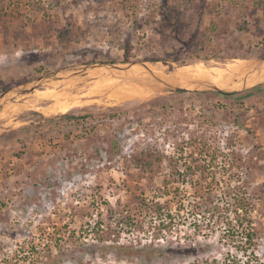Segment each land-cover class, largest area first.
Listing matches in <instances>:
<instances>
[{
  "label": "rangeland",
  "instance_id": "1",
  "mask_svg": "<svg viewBox=\"0 0 264 264\" xmlns=\"http://www.w3.org/2000/svg\"><path fill=\"white\" fill-rule=\"evenodd\" d=\"M262 56L264 0H0V96L92 62H145L161 77L197 79L187 66L236 59L255 64ZM116 85L148 87V95L123 97ZM248 85L255 86L228 95L175 92L137 64L50 79L0 98V264L246 260L221 239L219 227L201 221L198 230L192 219L163 222L140 204L143 197L155 198L175 211L180 193L159 194L172 167L205 160H215L213 171L225 188L252 196V261L264 264V75ZM50 90L58 92L55 99L43 93ZM250 90L255 93L241 97ZM63 98L75 102L65 112L59 111ZM67 112L93 114L88 121L96 129L89 125L88 136H81L84 129L59 118ZM110 115L117 125L96 123ZM114 132L121 150L110 160L103 147ZM186 177L174 185L188 196L198 194L205 183L201 173ZM191 245L195 250L186 252Z\"/></svg>",
  "mask_w": 264,
  "mask_h": 264
},
{
  "label": "trees",
  "instance_id": "2",
  "mask_svg": "<svg viewBox=\"0 0 264 264\" xmlns=\"http://www.w3.org/2000/svg\"><path fill=\"white\" fill-rule=\"evenodd\" d=\"M129 50L126 52V58L129 59ZM255 89H258L257 87ZM237 92L229 93L225 91H220L219 94H235ZM255 93L254 90H250L244 93L241 97H248ZM115 110V109H111ZM93 114H76L73 112H67L59 115V118H64L70 121L71 125H77L81 127L83 133L81 136H88L89 129H96V124L89 122L88 119ZM112 116V117H111ZM106 120L111 122L112 126L117 125L118 121L113 115L109 117H104L101 119H96L97 121ZM90 125V126H89ZM106 145L103 147V150L106 152L110 160L115 158V155L120 154L121 142L116 133H111L107 136ZM215 161V160H214ZM214 161L208 162L204 161L202 164L191 165L185 163L182 166H185L184 169L181 167H172V170L165 179L164 187L160 190V196L163 194H177L179 196V203L175 208V211L168 210L164 207L161 201L154 199H148L143 197L140 202L141 206L146 209L152 210L156 217L161 221L175 222L177 219L181 221H186V219H192L190 224H194L196 229H200L202 223L206 228L219 227L222 229L221 239L230 241L234 244L236 251H239L242 256H245L246 260H243L239 256H230L228 260H225L223 264H254L252 257L255 256V246L257 239V231L255 227V217L254 212L257 210L256 205L253 202L252 196L248 195L247 191L234 190L233 186L228 185L225 188V180L218 179L216 173L213 169ZM140 163L151 167L153 162L150 160H139ZM198 170L201 173V179L205 180V183L202 184L199 189L196 188V193L194 195H186L187 193H181L183 191L181 186L174 185L175 182H186L188 177L194 176ZM190 184L196 186V179L190 178ZM174 186V187H171ZM173 188V190H171ZM177 192V193H176ZM186 198V199H185ZM187 200V202L185 201ZM169 201V200H168ZM128 248L120 247L119 252H125L127 254H133L134 251H127ZM179 250V249H177ZM186 252H191L195 250L193 245L189 249H184ZM193 252V251H192ZM259 262V261H256Z\"/></svg>",
  "mask_w": 264,
  "mask_h": 264
},
{
  "label": "bare ground",
  "instance_id": "3",
  "mask_svg": "<svg viewBox=\"0 0 264 264\" xmlns=\"http://www.w3.org/2000/svg\"><path fill=\"white\" fill-rule=\"evenodd\" d=\"M245 63H246V60H241V59H236V60L230 61L226 64L220 65V66L212 65V64L208 65L205 62H199L196 65L187 66L186 68L194 71V72H192V75L194 76V78L210 80L215 85H217L218 87H220L222 89H224V88L231 89V88L238 87L243 82H249L250 80L254 79L255 77L264 75V64L260 68H254L250 62H247L246 64ZM149 66L156 73L162 74L161 72L155 70V68L153 66H151V65H149ZM188 72H190V71H188ZM189 76H191V75H189ZM176 77L175 78L169 77V80H171L175 83H179V85H182V86H186V87L190 86L189 78H186L187 76L185 78L184 77H177L176 78ZM111 83H112V80L108 81V82L105 81V82L99 84L98 86H93V87L89 88V90H91V91L95 90L97 92V91L101 90V88H103V86H110ZM116 83L117 82L115 81V84ZM115 87L119 88V90L124 95L123 97H131V96L143 97V96L148 95V92L146 89H149L148 87H144V86L129 88L125 85H123V86L116 85ZM43 93H46V95L51 96V98H54V97L56 98L58 96V92H55V90L43 91ZM74 96H76V95H74ZM114 97L115 98H118V97L121 98V96H116L115 94H114ZM68 99L69 98H67V101H64V98H63V101L65 103H61L59 105L61 107L60 108L61 110H59V111L65 112L68 108H71L73 105H75V102H71ZM72 103H74V104H72ZM76 104H77V102H76Z\"/></svg>",
  "mask_w": 264,
  "mask_h": 264
},
{
  "label": "water",
  "instance_id": "4",
  "mask_svg": "<svg viewBox=\"0 0 264 264\" xmlns=\"http://www.w3.org/2000/svg\"><path fill=\"white\" fill-rule=\"evenodd\" d=\"M141 64L144 67H146L149 71V73L152 75L153 79L159 83L161 86L166 88L167 90L170 91H175V92H203V91H225L229 93L233 92H241L250 88H253L255 85H248V82H243L242 85H239L238 88H231V89H222L215 85L212 81L210 80H205V79H189L190 86H182L179 85V83H175L169 78L161 77L154 70H152L147 63L145 62H127V63H113V62H92L88 63L86 65L76 67V68H70V69H63L58 72H54L48 75L41 76L39 78H36L34 80H31L27 82L26 84L19 85L17 87L10 88L6 92L2 93L0 96L1 99L5 97L6 94L11 93L13 95L19 94V93H28L30 91L35 90L38 86H40L42 83L50 80V79H59L67 76H74V75H80L88 72L91 69L95 68H101V67H106L110 70L112 69H117V70H129L131 69L134 65ZM254 68H258L262 64H264V56L259 58L255 64L251 63ZM2 106V103H0V108Z\"/></svg>",
  "mask_w": 264,
  "mask_h": 264
}]
</instances>
